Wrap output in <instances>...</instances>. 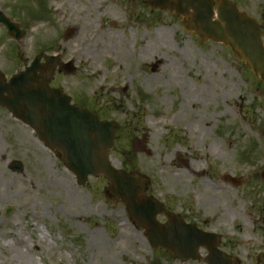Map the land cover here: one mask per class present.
Instances as JSON below:
<instances>
[{
  "label": "rangeland",
  "instance_id": "1",
  "mask_svg": "<svg viewBox=\"0 0 264 264\" xmlns=\"http://www.w3.org/2000/svg\"><path fill=\"white\" fill-rule=\"evenodd\" d=\"M237 2L264 30V0ZM0 11L24 30L15 42L0 26V71L6 78L37 55L73 61L76 71L54 84L119 126L108 153L113 165L148 177L147 196L186 223L219 235L220 249L240 264H260L264 83L228 48L200 44L165 15L153 22L158 17L147 16L132 0H0ZM67 29L73 35L66 40ZM2 115L0 212L14 208L17 220L7 226L53 230L0 234V264H181L152 251L124 205L107 195L102 176L77 186L29 128ZM142 134L150 157L130 153L131 140ZM13 160L22 173L7 169ZM224 175L243 183L226 184ZM157 220L166 222L164 216ZM51 252L55 260L45 262Z\"/></svg>",
  "mask_w": 264,
  "mask_h": 264
},
{
  "label": "water",
  "instance_id": "2",
  "mask_svg": "<svg viewBox=\"0 0 264 264\" xmlns=\"http://www.w3.org/2000/svg\"><path fill=\"white\" fill-rule=\"evenodd\" d=\"M215 8V11H214ZM177 17H184L182 27L187 33L196 36L201 43L213 41L229 47L233 57L244 62L245 67L264 82V48L261 42V29L246 14L241 13L235 4L228 0H176L168 6ZM2 23L10 35L19 40L21 33L0 13ZM68 30L65 38L72 36ZM39 58L23 73L14 76L8 84L0 82V87L12 96L2 100L4 107L22 123L33 129L39 139L49 147L64 166L75 176L78 185L84 186L89 176L98 178L104 175L110 187L108 195L120 200L126 207L131 221L145 231L148 243L154 250L169 252L180 263L200 261L198 251L205 248L208 252L206 264H236V259L217 249L219 237L206 233L192 224H186L177 215L166 212L164 206L143 195L148 178L130 174L110 167L107 152L112 148L114 134L118 127L112 122L100 121L95 113L86 109L70 106L69 98L58 91L48 90L55 65V57L45 59L38 65ZM64 73H72V63L60 64ZM42 72L37 76L36 72ZM146 137L134 138L131 143L133 155L144 153ZM10 168L21 171L18 162ZM225 182L240 185L241 181L229 176ZM164 214L168 221L160 224L156 216ZM264 264V253L259 256Z\"/></svg>",
  "mask_w": 264,
  "mask_h": 264
},
{
  "label": "flooded vegetation",
  "instance_id": "3",
  "mask_svg": "<svg viewBox=\"0 0 264 264\" xmlns=\"http://www.w3.org/2000/svg\"><path fill=\"white\" fill-rule=\"evenodd\" d=\"M133 1L136 2L138 5H140V6L143 8V10L147 12V14H148L149 16H151V17H152V16H157V17H158L157 19H153V22H156L157 20H159V17H161L162 15H167V16H170V17H174L173 14H169L168 12H162V11H160L158 8L151 9V8H150V4H151V1H153V0H133ZM159 1H160L161 5H166V4L171 3V2H173V1H175V0H159ZM173 20H175V22L178 23V21H177L176 19H173ZM41 62H42V61H41ZM57 78H66V76L61 75V74H59V73L55 74L54 77L52 78L50 84H49V88H51V89H60V90L62 91V93H65V94H66V91H65L63 88H61L58 84H57V85L54 84V83H55V80H56ZM4 80H5V81H8V78H5V77H4ZM67 94H68V93H67ZM68 95H69V94H68ZM70 96H71V103H72V104H76V102L73 100L71 94H70ZM0 97L6 99V98L9 97V95L5 92V93H1V94H0ZM4 113L7 114V117H12V116L10 115V113H9L6 109L0 107V128H1V121H2V119H3V115H2V114H4ZM42 219H45V215L42 216ZM16 220H17V217L14 215V212H12V213L10 214V216H9V215L6 216L5 209H4V210L0 213V234H3V235H4V234H6V233H8V232H18L20 229H23V230H25V231H29V232H34V231L37 232V231H39L40 229H43V230H50V231L53 230L52 228H48V227H45V226H40V227H29V228L7 226L8 223H10V222H12V221H16ZM3 225H6V226H3ZM59 231H63V229L60 228ZM64 240H65L64 238L61 239L62 242H63ZM50 242H52L51 239H50ZM45 244L47 245V241L45 242ZM7 247H9V246H7ZM43 248H44L46 251H49L48 246L43 245ZM35 250H36V251H39V252H42V250H40L39 248H35ZM59 256H60V254L57 255V258H58ZM54 257H55L54 253L51 252L50 254H48V255H46V256L44 257V261H45V262H50V263H51V262H53V261L55 260ZM11 260H12V259H11Z\"/></svg>",
  "mask_w": 264,
  "mask_h": 264
},
{
  "label": "bare ground",
  "instance_id": "4",
  "mask_svg": "<svg viewBox=\"0 0 264 264\" xmlns=\"http://www.w3.org/2000/svg\"><path fill=\"white\" fill-rule=\"evenodd\" d=\"M62 1H66V5H71V4H73L74 2H75V0H62ZM78 1V0H77ZM57 5V4H56ZM60 5V4H59ZM59 5H57L58 7H59ZM74 8H76V7H74ZM77 32H78V29H77ZM85 43H87L86 41H85ZM112 165H113V163L111 162V160L109 161ZM115 166V165H114Z\"/></svg>",
  "mask_w": 264,
  "mask_h": 264
}]
</instances>
